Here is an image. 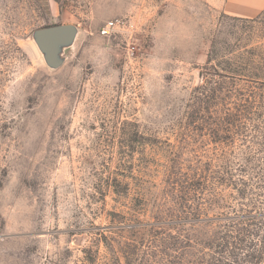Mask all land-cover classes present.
Segmentation results:
<instances>
[{"label":"rangeland","instance_id":"1","mask_svg":"<svg viewBox=\"0 0 264 264\" xmlns=\"http://www.w3.org/2000/svg\"><path fill=\"white\" fill-rule=\"evenodd\" d=\"M52 5L0 0V264H264V94L234 62L264 66V10ZM59 25L52 69L34 33Z\"/></svg>","mask_w":264,"mask_h":264},{"label":"water","instance_id":"2","mask_svg":"<svg viewBox=\"0 0 264 264\" xmlns=\"http://www.w3.org/2000/svg\"><path fill=\"white\" fill-rule=\"evenodd\" d=\"M77 34L76 26L59 25L36 31L34 41L47 65L52 69H58L64 62L65 50L74 45Z\"/></svg>","mask_w":264,"mask_h":264},{"label":"trees","instance_id":"3","mask_svg":"<svg viewBox=\"0 0 264 264\" xmlns=\"http://www.w3.org/2000/svg\"><path fill=\"white\" fill-rule=\"evenodd\" d=\"M241 60L234 61L236 66H237L236 68L238 70L235 73L239 74V76H240L239 79H241L242 77H245V78L249 79L248 81L253 82V85H251L250 88H249L250 96L245 101V102H249L250 105H253L251 103V100L252 99H256L259 96H262L264 94L263 92H260L258 90V88L255 87V85H254V84H259V83L264 84V77H262V76H264L263 75L264 74L263 73L264 72V66L263 67L262 66L261 67L260 66H256V64L249 63L248 61H245V60H243L240 65L236 63V62H239ZM234 62H233V60L229 59L226 62V64H227V66H230V67H227V68L228 69L231 68L232 70H234L232 68ZM224 70H227V69H224ZM250 75H251L252 78L247 77V76H250ZM223 77L227 78V75H224ZM258 80H260V81H258ZM215 117L218 118V116H216V115H215ZM248 118H249V114H247V113H245L244 111H241V110H236V111L228 110V112L223 117H221L222 121H224V125L226 124L228 127H232V125H236L237 126V124H240V128L242 127V125H244L245 121L248 120ZM220 124H221V122H220ZM220 124H216L215 125V123H212V125L216 126V127H214L215 128L214 131L217 130V127ZM217 131L219 132V130H217ZM222 131H224V128L222 129ZM228 132L231 133L230 130H228ZM241 171H243V170H241ZM208 182H209V180H208ZM218 183L221 184L219 181H218ZM207 187H208V184H207Z\"/></svg>","mask_w":264,"mask_h":264},{"label":"crops","instance_id":"4","mask_svg":"<svg viewBox=\"0 0 264 264\" xmlns=\"http://www.w3.org/2000/svg\"><path fill=\"white\" fill-rule=\"evenodd\" d=\"M59 0H50L52 11H58L57 3ZM228 9L231 13L241 16L256 15L264 10V0H228Z\"/></svg>","mask_w":264,"mask_h":264},{"label":"built area","instance_id":"5","mask_svg":"<svg viewBox=\"0 0 264 264\" xmlns=\"http://www.w3.org/2000/svg\"><path fill=\"white\" fill-rule=\"evenodd\" d=\"M119 26H120V22L119 21L108 23L102 28L101 33L103 35H110V32L112 30H114L116 27H119Z\"/></svg>","mask_w":264,"mask_h":264}]
</instances>
